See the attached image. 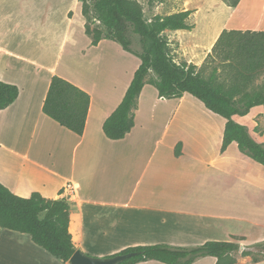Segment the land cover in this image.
<instances>
[{
    "label": "crops",
    "instance_id": "1",
    "mask_svg": "<svg viewBox=\"0 0 264 264\" xmlns=\"http://www.w3.org/2000/svg\"><path fill=\"white\" fill-rule=\"evenodd\" d=\"M86 23L81 0H0V80L20 88L17 99L0 109V181L20 196L65 198L72 238L90 255L137 245H189L203 234L202 243L232 237L247 247L263 242L264 166L244 159L236 143L221 152L225 123L218 133L214 122L186 120L182 103L191 94L163 98V107L146 111V83L132 130L121 139L106 136L103 124L141 59L120 45L116 58L130 70L123 93L116 101L96 99V89L111 88L99 69L115 60V49L110 39L93 45ZM227 23L225 17L213 44L232 28ZM249 28L264 30V20ZM54 75L90 94L82 135L43 112ZM160 111L167 114L162 126ZM138 114L145 116L137 120ZM237 259L235 264H264V258ZM67 263L29 234L0 227V264Z\"/></svg>",
    "mask_w": 264,
    "mask_h": 264
},
{
    "label": "trees",
    "instance_id": "2",
    "mask_svg": "<svg viewBox=\"0 0 264 264\" xmlns=\"http://www.w3.org/2000/svg\"><path fill=\"white\" fill-rule=\"evenodd\" d=\"M82 1V12L88 16L89 0ZM240 0H230L237 6ZM94 18L106 29L91 28L87 20L86 32L97 45L102 39L119 43L126 51L141 59L126 93L105 120L103 130L111 139H121L135 125L133 110L145 84H152L162 98H180L189 93L204 106L222 116L225 121L221 152L236 143L239 149L264 166V144L255 140L246 126L237 122L234 115H246L251 108L264 105V30L224 29L215 42L212 52L200 69L193 63L177 62L169 50V41L164 31L186 29L194 25L188 20L192 10H180L167 15H156L148 22L140 5L132 0H93ZM131 33L140 36L142 50L133 48ZM220 58L225 62L227 77L219 79L218 67L209 76L204 71ZM156 77L150 78V72ZM20 88L16 84L0 80V109L11 105L18 97ZM90 94L74 83L54 75L43 104V112L82 135L90 106ZM180 143L176 155L180 154ZM70 206L65 198L49 199L39 192L29 197L12 192L0 181V227L24 232L32 240L64 261H69L78 249L70 226ZM243 246L237 241L208 240L197 246H172L164 243L128 247L120 254H130L118 264H137L157 260L164 264H192L200 257L213 256L216 264H235L241 256H251L254 262L264 258V251ZM259 252V253H258ZM67 264H70L69 262Z\"/></svg>",
    "mask_w": 264,
    "mask_h": 264
},
{
    "label": "rangeland",
    "instance_id": "3",
    "mask_svg": "<svg viewBox=\"0 0 264 264\" xmlns=\"http://www.w3.org/2000/svg\"><path fill=\"white\" fill-rule=\"evenodd\" d=\"M137 2L142 8L144 18L148 22L152 21L156 15H167L173 12H177L180 10L190 9L192 13L189 18V22L194 25L191 30L180 29V30H170L167 29L164 31V34L168 38L169 41V50L177 62H188L197 65V69H200L202 65L206 62L207 56L212 52L214 44L212 43L215 40L216 34L220 31V25L223 23L224 18L226 17L228 21V27H232L230 29H240V30H257L249 27H258V22L260 20H264V0H246L245 4H240L242 0H240L237 6H231L230 0H132ZM93 0H89V8L90 12L87 16V20L91 25V28L100 27L103 31L106 29L100 24V21L94 18V10L92 5ZM82 6V1H81ZM227 29V28H225ZM131 38L133 40V48L136 50H142V43L140 40V36L134 33H131ZM110 41V40H109ZM108 41V42H109ZM109 43L114 51V61H109V64L105 67H100L99 74H104L103 81L104 84L109 85L107 87H111L109 91L102 92L101 89H96V99L101 98L102 96L107 100L109 97V101L118 100V94L123 93V90L126 86V83L130 77V70L127 69V63L120 60L118 62L116 56H120L118 54L117 49L120 47V44L114 41H110ZM225 62H223L220 58H217L213 65H209V67L204 71L206 76H209L213 68L218 67L219 79L222 81L227 77V71L224 70ZM149 77H156L155 74L151 71ZM109 79V82H108ZM263 77L256 80L255 85L262 83ZM148 87L149 93H146L142 102L144 103V108L147 107V110L151 106H158V108L163 107L164 104L162 101L164 100L159 96L158 90L155 86ZM148 89L146 91H148ZM106 90V89H105ZM155 92L156 96L154 97L153 92ZM108 92V94H107ZM102 97V98H103ZM160 101H159V100ZM176 102L172 104H167L168 107L175 105ZM183 108L185 110L186 120L191 121H201L209 126H213V122L217 125L218 133L221 130V127L225 123V119L210 110L206 109L205 106L199 101L197 98H194L188 95V98L182 103ZM161 115H159V124L162 126L164 122L167 120V114L163 111H160ZM147 113V112H146ZM138 119L143 118L145 115H137ZM140 116V118H139ZM188 116V117H187ZM233 118L246 126L247 130L251 134V136L257 140L258 142L264 144V105H259L251 108L249 113L246 115H234ZM214 127V126H213ZM243 158L249 161V156L244 153ZM254 163L258 164L254 161ZM260 165V164H258ZM264 171V170H263ZM204 235V234H203ZM202 235V236H203ZM196 238L195 243H189V245H179V246H197L203 244L202 239L206 237ZM233 241H237L242 243L239 237H232ZM169 244V243H164ZM183 244V243H179ZM194 244V245H193ZM171 245V244H169ZM178 246V245H172ZM255 251H264V245L254 248ZM259 253V252H258ZM88 254V253H87ZM119 253L108 254L103 256L91 255L94 257H108L113 256ZM90 255V254H89ZM234 257L240 258L242 257L240 252L234 253ZM251 258V256H250ZM216 258L212 256L200 257L195 260L192 264H215ZM163 264L162 262L148 260L145 262H141L138 264Z\"/></svg>",
    "mask_w": 264,
    "mask_h": 264
},
{
    "label": "water",
    "instance_id": "4",
    "mask_svg": "<svg viewBox=\"0 0 264 264\" xmlns=\"http://www.w3.org/2000/svg\"><path fill=\"white\" fill-rule=\"evenodd\" d=\"M130 254H116L108 257H94L81 249H77L69 259L70 264H118L129 257Z\"/></svg>",
    "mask_w": 264,
    "mask_h": 264
},
{
    "label": "bare ground",
    "instance_id": "5",
    "mask_svg": "<svg viewBox=\"0 0 264 264\" xmlns=\"http://www.w3.org/2000/svg\"><path fill=\"white\" fill-rule=\"evenodd\" d=\"M246 3V0H242L240 4H245Z\"/></svg>",
    "mask_w": 264,
    "mask_h": 264
}]
</instances>
